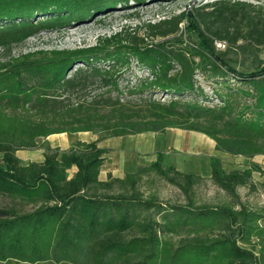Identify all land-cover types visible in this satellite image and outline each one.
Instances as JSON below:
<instances>
[{"label":"trees","instance_id":"trees-1","mask_svg":"<svg viewBox=\"0 0 264 264\" xmlns=\"http://www.w3.org/2000/svg\"><path fill=\"white\" fill-rule=\"evenodd\" d=\"M162 1L171 0H0V48L116 9ZM247 7L214 1L189 16L180 14L147 26L152 37L165 39L184 21L209 65L198 66L168 45L177 39L138 44L135 36L123 38L122 33L94 46L36 51L8 66L0 64V196L10 201L0 206V262L264 264V208L249 209L237 194L238 187L251 183L254 172L261 175L264 190V170L258 166L227 172L219 158L210 157V182L232 200L210 206L194 199V190L204 179L164 167L162 153L122 179L105 181L99 180V171L109 150L98 148L96 142L77 141L67 152L46 147L42 162L25 166L16 156L19 150L42 148L37 141L51 135L90 132L108 139L166 129L205 135L221 153L247 159L264 155V60L255 56L251 72H236L214 42L228 39L234 46L237 37L226 29L212 30L209 24L211 18L226 22L238 16L253 21ZM204 9L209 11L203 13ZM247 37L255 50L264 43V34L256 27H250ZM251 46L238 48L247 53ZM131 65L147 75L122 88ZM198 69L212 72L209 95L194 78ZM227 76L248 88L224 96L218 88ZM95 79L104 92L90 102L69 101L71 94H82ZM157 93L162 101L152 98ZM134 94L143 103L142 110L126 108L124 95ZM73 168L76 172L69 178ZM150 175L178 188L186 202L167 205L154 195L144 197L140 186ZM25 206L32 209L24 210Z\"/></svg>","mask_w":264,"mask_h":264},{"label":"rangeland","instance_id":"rangeland-1","mask_svg":"<svg viewBox=\"0 0 264 264\" xmlns=\"http://www.w3.org/2000/svg\"><path fill=\"white\" fill-rule=\"evenodd\" d=\"M214 1H228L231 3L241 2L250 5V7L246 8V13H248L250 18H253V21H248L247 19L241 20V17L238 16L235 17L234 20H228L226 22L215 21L211 18L212 21H210L209 24L212 30H219L222 32L226 29L229 31V36L233 34L232 36H236L238 39L234 46L230 44L228 39L214 42L215 49L221 54L223 61L236 72H251L255 56L259 60H264V43L255 50V43L247 37L250 27L252 29L256 27L257 30H261L264 34V0H171L148 2L132 8L116 9L102 16L92 17L88 21L76 23L61 31L41 33L9 49L0 48V64L8 66L13 59L36 51L73 50L94 46L100 39L107 38L116 33H122L123 38H128L126 35L130 34L131 36H135V41L138 44H141L140 40L145 44H150L177 39L179 42H172L168 45H172L171 47L184 53L189 60L193 61L194 64L198 66L209 65L210 60L201 50L197 37L187 31L184 21L178 25V30L174 35H170L165 39L152 37V33L154 32L150 31L147 26L155 25L165 20H171L180 14H187L189 16L195 10ZM208 11L209 9L202 10L203 13ZM239 14H241V12ZM202 29L205 30L204 26ZM253 36H256V34ZM218 42L223 43L224 46H217ZM245 44H252V48L250 47L247 53L242 52L238 48ZM251 52L252 54H250ZM73 68H77V65ZM211 73L210 69H207L205 72L198 69L194 75L197 84L200 85V88H202L203 92L207 95L210 94L208 88L209 83L214 80ZM126 75L127 77L121 82L120 87L122 88L133 86L138 78H144L147 74L131 65ZM224 80V83L218 88L224 96L229 91L236 89L246 90L248 88L246 85L237 82L231 76L225 77ZM93 81L94 82L90 83L82 94H71L69 101L71 103L83 100L85 102H90L93 97H96L100 92H104L98 89L99 84L97 79ZM112 96H114L113 93ZM149 96L147 92L144 97L148 98ZM152 98L162 101L158 93L153 94ZM166 98L167 97L164 99ZM123 99L127 104L126 108L129 110L136 111L144 108L137 94L124 95ZM231 99L238 100L234 96H231ZM250 102V100L246 101V103ZM199 138H202L200 133L190 131H179L174 133V135L173 133H167L164 136H159V145L162 149L170 142L175 149V152L167 153L165 156L163 155V166L174 167V169L180 173L195 174L204 179L194 190V199L197 204L220 206L222 204L231 203L232 200L230 197L210 182V150H208L205 143L199 142ZM106 139L107 138L103 137L102 134L90 132L75 134L73 136H68L66 134L51 135L46 139H39L37 141L39 145L43 146L42 148L35 150H19L16 152V156L20 160V164L25 166L32 162H42L46 147L57 149L59 152H67L77 141L85 143L96 142L98 145L99 142H103ZM113 141L114 139H109L106 143L110 145ZM211 154L221 160L223 168L227 172L232 170L243 171L251 166H258L264 170V155H257L247 159L242 156H233L215 150H211ZM75 172V168L70 170L68 172L69 178L73 177ZM109 177L111 176L107 178ZM261 182V175L256 172L252 173L251 183L247 186L237 188L239 202L252 210L264 208V190L260 186ZM140 191L144 197L154 195L158 198L159 202L167 205H183L186 202L184 195L178 188L155 175L146 176L144 178L140 186ZM8 204H10V201L0 196V206ZM31 209V206H25L24 208V210ZM175 240L177 239L175 238ZM0 264L22 263L9 261L4 263L0 262Z\"/></svg>","mask_w":264,"mask_h":264},{"label":"crops","instance_id":"crops-1","mask_svg":"<svg viewBox=\"0 0 264 264\" xmlns=\"http://www.w3.org/2000/svg\"><path fill=\"white\" fill-rule=\"evenodd\" d=\"M179 131L182 130L166 129L164 133H143L134 136L108 138L99 142L98 148L109 150L107 154L103 155L104 161L99 171V180L105 181L108 176L122 179L126 174L134 173L139 167H145L155 162L157 153H162L165 156L167 153L175 152L171 142L162 149L159 145V136H164L167 133L174 135ZM200 136L202 138H199V142L206 144L210 150V157L214 156L211 154V150H215V143L205 135L200 134ZM109 139H114V141L107 145L106 142Z\"/></svg>","mask_w":264,"mask_h":264},{"label":"built area","instance_id":"built-area-1","mask_svg":"<svg viewBox=\"0 0 264 264\" xmlns=\"http://www.w3.org/2000/svg\"><path fill=\"white\" fill-rule=\"evenodd\" d=\"M217 46H224V44L221 43V42H218V43H217Z\"/></svg>","mask_w":264,"mask_h":264}]
</instances>
